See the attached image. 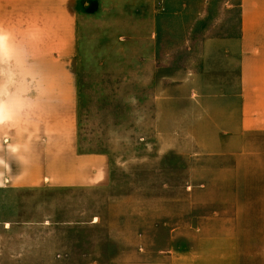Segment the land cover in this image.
<instances>
[{
	"label": "rangeland",
	"instance_id": "obj_1",
	"mask_svg": "<svg viewBox=\"0 0 264 264\" xmlns=\"http://www.w3.org/2000/svg\"><path fill=\"white\" fill-rule=\"evenodd\" d=\"M224 2L77 1L79 148L108 154V178L0 189V264H110L225 233L264 264V133L217 154L212 102L180 84L202 38L237 30Z\"/></svg>",
	"mask_w": 264,
	"mask_h": 264
},
{
	"label": "crops",
	"instance_id": "obj_2",
	"mask_svg": "<svg viewBox=\"0 0 264 264\" xmlns=\"http://www.w3.org/2000/svg\"><path fill=\"white\" fill-rule=\"evenodd\" d=\"M77 1L0 0V189L90 186L108 178V154L79 148ZM230 1L228 9L235 6ZM236 7L237 30L202 38L194 66L180 75L181 85L195 87L198 103L212 102L217 154L242 147L248 133H264V0H237ZM189 38L180 35V53L193 54ZM251 258L238 257L236 237L225 233L198 235L191 246L167 247L160 257L110 264H251Z\"/></svg>",
	"mask_w": 264,
	"mask_h": 264
}]
</instances>
